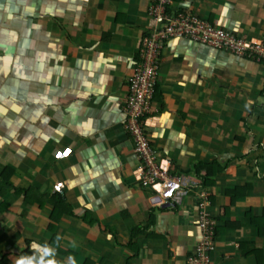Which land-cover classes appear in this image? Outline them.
<instances>
[{
  "label": "crops",
  "instance_id": "0c3cea01",
  "mask_svg": "<svg viewBox=\"0 0 264 264\" xmlns=\"http://www.w3.org/2000/svg\"><path fill=\"white\" fill-rule=\"evenodd\" d=\"M150 4L0 0V177L63 193L75 214L54 221L47 200L0 196V264H186L198 202L215 222L209 264H264V65L168 42L146 129L190 185L173 205L140 185L123 109ZM176 4L264 46V0Z\"/></svg>",
  "mask_w": 264,
  "mask_h": 264
},
{
  "label": "built area",
  "instance_id": "2783aa9c",
  "mask_svg": "<svg viewBox=\"0 0 264 264\" xmlns=\"http://www.w3.org/2000/svg\"><path fill=\"white\" fill-rule=\"evenodd\" d=\"M177 0H150L147 12L150 31L141 39L138 61L128 81V96L124 106L125 129L134 141V151L140 161V185L148 190L158 205H173L187 193L189 181L172 170V163L159 159L148 134L147 121L156 92L159 69L165 45L172 40H187L224 52L235 57L264 65V46L246 42L234 34L196 17L189 12L180 13L172 8ZM181 8V5L176 7ZM56 191L61 186H55ZM204 201V199H203ZM202 202L197 203L196 217L200 240L186 264H209L213 250L214 220L204 211Z\"/></svg>",
  "mask_w": 264,
  "mask_h": 264
},
{
  "label": "trees",
  "instance_id": "16d2710c",
  "mask_svg": "<svg viewBox=\"0 0 264 264\" xmlns=\"http://www.w3.org/2000/svg\"><path fill=\"white\" fill-rule=\"evenodd\" d=\"M9 175H10V170L4 169L3 173L1 174L0 177V196L10 192L13 190L15 194L18 195H23L24 200L27 203H32L33 200L35 199H42V200H47V202L53 206V210L51 213V218L54 221H58L59 218L66 214L70 216H74V212L72 211L71 205L68 204L67 199L65 197V194L63 193H55L51 197H46V196H34L33 195V189H19L15 188L9 181ZM62 206H66V208H63ZM151 217L149 218L148 221V226L151 225ZM258 227L259 229L264 227V224H261L260 221L258 222ZM144 228H139L137 231L141 232L144 231ZM264 229V228H263ZM260 231V230H259ZM136 232V231H135ZM134 234V233H133Z\"/></svg>",
  "mask_w": 264,
  "mask_h": 264
},
{
  "label": "clouds",
  "instance_id": "9594fccd",
  "mask_svg": "<svg viewBox=\"0 0 264 264\" xmlns=\"http://www.w3.org/2000/svg\"><path fill=\"white\" fill-rule=\"evenodd\" d=\"M163 205V204H162ZM167 205V204H166Z\"/></svg>",
  "mask_w": 264,
  "mask_h": 264
},
{
  "label": "water",
  "instance_id": "95a60500",
  "mask_svg": "<svg viewBox=\"0 0 264 264\" xmlns=\"http://www.w3.org/2000/svg\"><path fill=\"white\" fill-rule=\"evenodd\" d=\"M166 205V204H165Z\"/></svg>",
  "mask_w": 264,
  "mask_h": 264
}]
</instances>
